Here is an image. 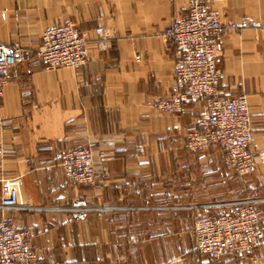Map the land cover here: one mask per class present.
I'll return each instance as SVG.
<instances>
[{"label":"crops","instance_id":"crops-1","mask_svg":"<svg viewBox=\"0 0 264 264\" xmlns=\"http://www.w3.org/2000/svg\"><path fill=\"white\" fill-rule=\"evenodd\" d=\"M191 2L0 0L3 42L36 47L47 29L68 21L80 29L103 25L110 37L105 49L91 42L87 64L77 69H47L37 58L16 66L0 98V199L3 179L22 175L32 205L84 198L123 207L80 222L66 212L0 208V218L29 232L38 254L33 264H264V239L245 257L211 259L195 247L197 216L224 211L206 205L264 198V162L240 177L221 145L189 151L187 128L205 112V99L176 113L156 107L169 94L176 64L164 31ZM207 3L224 20L259 25L223 34L216 95H248L252 146L264 151V0ZM82 147L94 158L92 183L70 181L61 166L66 152ZM193 204L200 207H185ZM257 208L264 232V201Z\"/></svg>","mask_w":264,"mask_h":264},{"label":"built area","instance_id":"built-area-1","mask_svg":"<svg viewBox=\"0 0 264 264\" xmlns=\"http://www.w3.org/2000/svg\"><path fill=\"white\" fill-rule=\"evenodd\" d=\"M257 26L258 23L246 17L239 21L224 20L220 11L208 5L207 0H192L188 14L172 19L164 31L166 39L175 45L176 64L169 94L156 101L159 110L176 113L187 101L205 99V112L187 128V147L196 153L214 144L221 145L226 165L240 177L251 174L258 160L264 162V151H256L252 146L254 131L248 95H216L222 77L217 62L223 54L221 38L226 31ZM109 39L103 25L80 29L68 21L47 29L36 47L20 41L0 40V98L16 66L37 58L47 69H77L87 64L91 42L105 49ZM27 160L34 163L32 158ZM61 166L70 181L92 183L96 178L90 147L66 152ZM23 184L22 175L3 179L1 209L66 212L74 221L80 222L92 213L103 216L123 208L90 203L84 198L57 206L32 205L26 200ZM262 201L264 198L246 197L206 205L222 207L224 211L202 212L197 216L193 229L196 249L211 259L227 255L247 256L264 239L260 229L263 212L257 208ZM37 258L29 232L8 217L0 218V264H33Z\"/></svg>","mask_w":264,"mask_h":264}]
</instances>
